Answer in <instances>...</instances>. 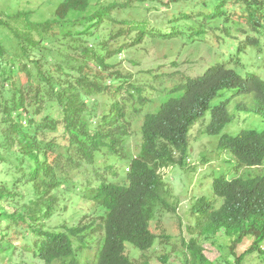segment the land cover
<instances>
[{"label":"trees","instance_id":"obj_1","mask_svg":"<svg viewBox=\"0 0 264 264\" xmlns=\"http://www.w3.org/2000/svg\"><path fill=\"white\" fill-rule=\"evenodd\" d=\"M243 2L248 22L258 26L264 19V1ZM87 8V0H67L52 20L26 32L9 33L14 36L12 47L0 41V255L14 254L18 245L13 241L20 239V254L29 256L34 264H79L72 238L81 242L86 232L93 233L94 229H49L47 222L60 203L57 192L70 185L73 172L83 164H93L96 153L120 158L126 155L123 144L130 135V124L126 121L124 98L114 96L123 88L119 86L112 93L103 84L107 78H122L117 71H110L113 67L106 62L114 53L103 50L106 55L100 56L94 50L83 49L82 58H92L93 66L100 69L94 71L88 62L74 65L53 59L50 49L42 45L48 37L57 42L64 40L63 44L82 41L81 36L86 34L83 29L68 30L59 36L55 29L76 25L78 19L68 20V14ZM126 87L125 91L132 88L130 83ZM173 90L182 91V95L169 98L156 113L144 117L140 151L126 168L127 185L99 178L86 194L104 210L100 217L102 247L95 264H148L130 261L125 245L141 251L153 247L157 237L150 222L156 209H174L168 202L169 186L160 171L184 165L189 130L210 109L213 99L227 90L253 94V110L264 116V81L257 76L243 79L223 65L212 66L202 76L190 78ZM98 94L116 98L108 113L100 117L93 116L87 105V100ZM227 106L228 102H221L210 110L207 134L220 135L232 121ZM237 108L248 110L245 104ZM219 147L228 150L239 167L264 165V131L223 135ZM212 192L221 203L217 206L205 198L197 201L193 207L199 214L196 229L207 239L222 234L232 244L244 239H250L251 244L240 255L229 246L228 256L209 261L194 239L188 245V263L247 264L246 260L253 257L264 264V175L230 181L217 178Z\"/></svg>","mask_w":264,"mask_h":264},{"label":"rangeland","instance_id":"obj_2","mask_svg":"<svg viewBox=\"0 0 264 264\" xmlns=\"http://www.w3.org/2000/svg\"><path fill=\"white\" fill-rule=\"evenodd\" d=\"M87 1L85 11H70L68 14V20L78 19L76 25L55 29L57 36L68 30L83 29L86 31L81 36L83 42L72 40L63 44L64 40L57 42L48 37L42 45L50 49L53 59L74 65L88 62L94 71L100 69L93 66L92 58H82L83 49L94 50L100 56L106 55L103 50L114 53L106 62L113 67L110 71H117L122 78H107L103 84L109 86L112 93L122 86L123 89L114 96L125 100L130 135L124 139V158L96 153L93 164H83L78 172H73L70 185H64L57 192L60 203L56 214L48 220L47 227L57 231L62 230V226H90L94 229L93 233L88 230L81 242L72 238L79 264H95L102 247L100 217L104 215V210L90 201L86 194L99 178L127 185L126 168L140 151L141 127L147 114L156 113L169 98L182 95V91L173 90L175 87L190 78L202 76L215 65H223L243 79L257 76L264 81V19L258 26L252 27L247 20L243 0ZM66 2L0 0V41L7 48L12 47L14 36L9 33L26 32L33 26L52 20L58 8ZM255 13L258 16L259 12ZM252 40H256L257 44H252ZM128 83L132 88L125 91ZM116 98L98 94L89 98L87 105L93 116L100 117L108 113L110 104ZM140 99L147 100L142 103ZM221 102H228L227 110L232 121L220 135L212 136L206 133L210 110ZM239 104H245L248 110L238 109ZM255 104L253 94H236L230 90L223 91L211 101L210 109L189 130L184 165L160 171L163 181L169 186L171 198L168 202L174 209H156L150 228L157 238L151 249L141 251L131 244L125 245V254L130 261L189 264L188 245L194 239L202 246L203 255L209 261L228 256L230 247L236 255L249 248L250 239L232 244V240L222 234L211 239L201 235L196 229L199 214L194 212L193 207L202 198L220 205L221 200L215 199L212 192L213 181L217 178L230 181L264 175V165L239 167L232 154L219 147L223 135L264 131V116L253 110ZM13 243L18 245L16 252L0 255V264L35 263L29 256L20 254V239ZM246 261L247 264H260L253 257Z\"/></svg>","mask_w":264,"mask_h":264}]
</instances>
